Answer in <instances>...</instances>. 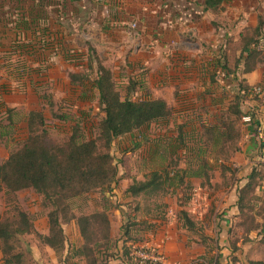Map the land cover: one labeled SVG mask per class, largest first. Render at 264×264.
I'll return each instance as SVG.
<instances>
[{
  "label": "crops",
  "instance_id": "crops-1",
  "mask_svg": "<svg viewBox=\"0 0 264 264\" xmlns=\"http://www.w3.org/2000/svg\"><path fill=\"white\" fill-rule=\"evenodd\" d=\"M203 2L46 0L42 4L41 0H0V104L20 107L24 104V92L31 87L39 90L36 80L26 79L27 75L21 80L17 78L19 61L26 59L30 64L31 60L39 57V46L43 43L67 46L77 34V43L93 48L102 62L112 68L115 80L125 74L129 80L138 82L137 89L132 92L133 99L164 97L174 107L171 118L176 116L177 121L188 120L190 115L194 116L202 109L220 106H208L214 92L221 93L222 88L216 90L211 81L212 67L208 64L211 52L208 49L216 47L213 44H216L217 37L212 20H207L213 12L206 10ZM232 4L229 12L234 17L229 19H235L233 23L239 29L255 27L259 15L264 13V6L255 10L256 5L242 6L237 1ZM182 8L194 16V19H189L191 22H186L188 17L182 13ZM200 10L208 14L206 19L199 16ZM191 29L199 35L194 43L190 37L193 35ZM73 31L76 34L73 35ZM263 62H258L253 71L243 74L246 84L264 85ZM258 97L251 102L253 123L244 125L241 150L229 163L236 177L231 180L228 172V177L224 178L222 169L218 167L216 177L211 178V185L204 186L202 178H190L196 185L193 213L200 222L191 216L199 229L188 230L180 216L170 212L168 218L158 220L152 231L145 232L146 239L139 245L165 242L169 259L186 264H250L248 259L264 261V227L251 232L250 241H238L237 250L232 248L234 239L242 234L237 227L239 189L247 183L254 166L264 162V93ZM156 123L123 136L115 143L121 142L127 148L136 142L141 132L148 138H155L152 129ZM125 182L129 185L130 179H124ZM26 190L35 191L32 188ZM257 192L263 193L264 190L258 189ZM170 209L175 208L171 205ZM33 223L40 233L49 234L48 216H37ZM76 233L77 230L74 237ZM77 247L74 241L72 247L67 243L60 257L50 246L36 244L32 246V253L38 264H86L76 255Z\"/></svg>",
  "mask_w": 264,
  "mask_h": 264
},
{
  "label": "rangeland",
  "instance_id": "rangeland-1",
  "mask_svg": "<svg viewBox=\"0 0 264 264\" xmlns=\"http://www.w3.org/2000/svg\"><path fill=\"white\" fill-rule=\"evenodd\" d=\"M234 1L240 2L242 6L256 5L255 10L264 6L263 0H224L223 8L219 11H212L213 14L207 19L212 20L218 42L213 44L216 47L208 49L211 52L210 57L213 56L208 58V64L212 67L210 72L215 75L216 82L222 88L221 93L220 91L214 92L213 99L208 106H220L202 109L194 116L190 115V118L185 120L186 122L177 121L176 116L158 121L156 127L152 129L156 135L155 138H148L141 132L136 137V142L127 148L121 142L114 143L111 153L119 170L115 186L104 187L70 199V212L76 217L100 211H105L109 215L110 238L101 241L99 245L94 244L96 255L102 263L114 264L127 261L126 255H130L132 246L142 243L146 239L145 232L152 231L153 226L158 224V220H165L170 212L180 216L181 210H188L197 219L193 213L196 185L191 183L190 178H202L204 181L203 171L207 170L205 172L214 179L219 164H221L214 156L216 147L206 144L203 126L215 122L226 112L230 101L240 91V82L244 79L245 65L244 58L241 57V39L237 38L243 29L237 28V25L233 23L235 19H229V17H234L233 13L229 12L233 8ZM185 9L182 8V13L188 17L185 20L189 23L191 22L189 19H194V16H190ZM199 16L206 19L208 14L200 10ZM260 17L264 20V13L260 14ZM191 31L193 35L190 37L194 43L199 35H195L194 29ZM72 34L76 33L73 31ZM77 40L76 34L67 46H56L55 43L51 46L45 42L39 46L40 51L38 50L37 54L39 57L36 60H31L30 64L26 59L20 62V73L27 75L26 79L36 80L39 90L30 86L29 91L24 92V104L20 107H6L0 104V164L12 152L20 148L28 138V116L33 109L43 112L45 125L51 137L57 142H64L75 131L79 141H85L97 135L98 125L105 116L99 104V92L93 85L97 76L98 61L94 53L90 51V46L84 43L78 44ZM49 47H53L54 50L50 52ZM257 50H260L261 55L257 63L251 61L255 66L258 62L264 61V31ZM240 58L242 61L239 63ZM72 72L80 73V75L86 74L87 78L73 82L70 78ZM124 75L117 77V89L123 97L132 96L129 90L130 80ZM222 82L225 85H221ZM252 88H259L260 94L264 93V85L261 83H256ZM254 90L244 98L242 105L243 115L247 114L252 118L251 124L254 120L251 102L253 98H259L255 96ZM173 119L176 120L171 125ZM241 122L243 127L248 124L244 123L243 119ZM255 167L264 171L261 163ZM153 172H159L161 180H165L162 189L154 194L141 193L133 197L129 193V185L134 180L151 177ZM196 172L200 173L196 175ZM182 176H184L183 185H179ZM124 179H130L129 185L124 183ZM263 185L264 180L258 189L263 191ZM257 195L259 200L256 202V207H259L264 200V192L259 194L257 192ZM171 205L174 206V210L170 209ZM51 209L44 204L43 196L36 191L24 189L11 192L3 186L0 192V221L16 220L19 212L24 211L33 222L37 216H48ZM63 228L64 232L67 231L65 233L66 245L68 243L72 247L74 241L78 245L77 253L84 243L77 220L64 222ZM75 230H77V236L74 237ZM39 241L40 239L34 234L26 232H21L14 240L16 252H22L24 255V264H38L34 259L32 246L38 244L41 247L43 244ZM0 253L3 256L0 258V261H3L0 264H6L1 247ZM62 254L63 252L58 253L60 257ZM80 257L81 260L86 261L84 256ZM132 260L135 261L133 258Z\"/></svg>",
  "mask_w": 264,
  "mask_h": 264
},
{
  "label": "trees",
  "instance_id": "trees-1",
  "mask_svg": "<svg viewBox=\"0 0 264 264\" xmlns=\"http://www.w3.org/2000/svg\"><path fill=\"white\" fill-rule=\"evenodd\" d=\"M45 1L41 0L42 4ZM203 4L206 10L215 12L223 8L224 0H204ZM263 31L264 20L260 17L255 27H246L241 32V57L244 58L245 65L243 74L253 71L256 67L254 63L259 61L261 52L257 50V46ZM90 51L98 61L97 76L93 85L99 92V104L105 112L104 118L98 125L97 135L79 141L75 131L64 142H57L51 137L45 125L43 112L32 110L28 116V138L0 164V192L3 186L11 192L32 188L43 196L44 204L52 208L48 213L50 232L47 235L37 230L24 211L19 212L16 220L0 221V247L6 264L25 262L23 253L16 252L14 244V240L21 232L34 234L42 244L50 246L56 253L63 252L66 248L63 223L72 219L77 220L84 239L83 245L76 254L84 256L87 264H108L100 261L94 244L99 245L101 241L110 238L109 215L105 211H100L76 217L70 212L69 201L84 193L112 187L117 182L119 170L111 153L116 140L140 131L153 122L168 120L174 114V107L164 97L142 99H133L131 95L123 97L117 89L112 68L102 62L93 48L90 47ZM240 61L242 59L239 63ZM251 61L254 63L252 64ZM19 67H21L20 61ZM20 71L19 68L17 78L21 80L24 73ZM81 75L72 72L70 78L73 82L87 78L86 74ZM215 78V75L211 74V81L218 89L219 84ZM137 87L138 82L130 80L129 90L133 92ZM253 89L246 84L245 78L241 80L240 91L230 101L226 112L215 122L203 126L206 144L216 147L214 156L221 162L219 167L222 169V176L227 178L229 172L231 180L234 179L235 173L229 163L241 150L240 142L244 135L241 122L244 116L242 105L244 98ZM255 96L258 97L259 94ZM261 166H264V162ZM205 171H203L205 179L203 185H211V177ZM199 173L196 172V175ZM263 180L264 171L255 167L247 183L239 189L237 227L242 234L232 242L234 251L238 249V241H250L251 232L264 227V200L259 207H256V202L259 200L257 189ZM183 181L184 176L180 178L179 185H183ZM164 184L165 180H161V174L153 172L151 177H146L145 180H134L128 189L135 197L141 193H157ZM180 218L188 230L199 229L188 210H181ZM126 258L127 261L118 264H139L133 261L129 254ZM249 263L264 264V261L249 260Z\"/></svg>",
  "mask_w": 264,
  "mask_h": 264
},
{
  "label": "built area",
  "instance_id": "built-area-1",
  "mask_svg": "<svg viewBox=\"0 0 264 264\" xmlns=\"http://www.w3.org/2000/svg\"><path fill=\"white\" fill-rule=\"evenodd\" d=\"M254 89L256 94H260L261 91L259 88ZM251 120L252 118L250 115L245 114L243 116L244 123H250ZM164 244L165 242L159 245H133L130 250V255L139 264H186L182 261L170 260L165 252Z\"/></svg>",
  "mask_w": 264,
  "mask_h": 264
}]
</instances>
